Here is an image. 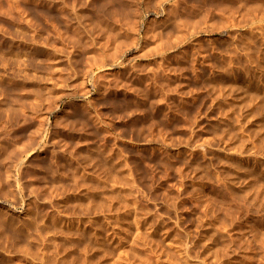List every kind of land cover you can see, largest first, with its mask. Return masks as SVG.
<instances>
[{"label": "rangeland", "instance_id": "rangeland-1", "mask_svg": "<svg viewBox=\"0 0 264 264\" xmlns=\"http://www.w3.org/2000/svg\"><path fill=\"white\" fill-rule=\"evenodd\" d=\"M0 142V264H264V0H0Z\"/></svg>", "mask_w": 264, "mask_h": 264}, {"label": "bare ground", "instance_id": "bare-ground-1", "mask_svg": "<svg viewBox=\"0 0 264 264\" xmlns=\"http://www.w3.org/2000/svg\"><path fill=\"white\" fill-rule=\"evenodd\" d=\"M104 8H105V7H104ZM105 11H106V9H105ZM0 143H1V142H0ZM2 145H3V144H1L0 147H1ZM5 146H6V145H5ZM5 146H2V147H5ZM2 149H5V151H6V148H0V168L3 166V161H4V159L6 158V157H5L4 159L2 158V155L5 154V151L3 152ZM19 151H20V150H19ZM12 152L16 153L15 150H13ZM6 154H7V153H6ZM6 154H5L4 156H6ZM11 154H12V153H11ZM16 154H17V153H16ZM7 155H8V154H7ZM13 155L15 156V154H13ZM10 157H12V156H10ZM10 157H9V159H10V162H11L12 160H11ZM13 159H14V157H13ZM15 159H16V160H14L13 165L15 164V161L17 162V158H16V157H15ZM5 160H7V158H6ZM5 163H6V162H5ZM8 163H9V162H7V166H8ZM17 163H18V162H17ZM9 165H10L9 167L5 166L6 169L11 167V163H10ZM5 167H4V170H5ZM16 167H17V166H16ZM2 168H3V167H2ZM2 168H1V169H2ZM17 168H18V167H17ZM19 170H20V169H19ZM6 171H7V170H6ZM6 171H5V172H6ZM1 173H2V174H0V175H3V170L1 171ZM11 174H12V172H11ZM8 175H9V174H8ZM13 175H14V174H13ZM17 176H18V175H17ZM6 177H8V176H6ZM9 177H10V176H9ZM11 178H12V176H11ZM0 179H1V176H0ZM6 179H7V181H9L8 178H6ZM12 179H13V178H12ZM16 179H17V178H16ZM3 180H4V179H3ZM3 180L1 179V181H3ZM14 180H15V178H14ZM14 180L12 181L13 183L16 182V180H15V182H14ZM5 181H6V180H5ZM7 181H6V182H7ZM3 182H4V181H3ZM0 184H2V182H1ZM4 184H6V183H4ZM9 184H10V182H9ZM9 184H7V185H9ZM14 185H15V184H14ZM4 186H5V185H4ZM2 187H3V186H2ZM8 187H9V186H8Z\"/></svg>", "mask_w": 264, "mask_h": 264}]
</instances>
